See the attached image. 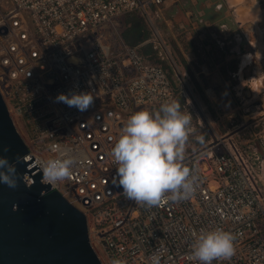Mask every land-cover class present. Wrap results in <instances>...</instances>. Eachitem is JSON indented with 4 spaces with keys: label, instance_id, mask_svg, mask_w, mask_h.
Masks as SVG:
<instances>
[{
    "label": "built area",
    "instance_id": "1",
    "mask_svg": "<svg viewBox=\"0 0 264 264\" xmlns=\"http://www.w3.org/2000/svg\"><path fill=\"white\" fill-rule=\"evenodd\" d=\"M166 2L0 0V95L41 173L49 159L75 158L72 175L49 186L84 215L101 264H151L154 255L199 264L193 244L215 229L234 235L235 255L212 264H264V121L186 153L198 177L188 200L149 208L112 183V149L130 116L175 100L167 71L122 41V21L142 17L152 35L145 43L163 60L156 24ZM72 92L92 93L94 104L81 112L56 101Z\"/></svg>",
    "mask_w": 264,
    "mask_h": 264
},
{
    "label": "clouds",
    "instance_id": "2",
    "mask_svg": "<svg viewBox=\"0 0 264 264\" xmlns=\"http://www.w3.org/2000/svg\"><path fill=\"white\" fill-rule=\"evenodd\" d=\"M56 101L84 112L94 104V96L90 92H72L59 94ZM192 119L175 100L162 104L155 112L145 109L131 115L112 149L117 165L113 185L122 188L129 200L149 208L167 202L180 203L193 196L198 177L184 164ZM196 139L202 145L205 143L204 134ZM57 147L53 145V151ZM22 159L18 156L10 161L0 156V183L13 189L18 187L13 176H19L16 164ZM75 164L73 157L47 160L41 166V183L54 186L69 178ZM234 241V235L222 229L201 233L193 244L191 256L199 264L230 260L235 255ZM150 260L151 264H160L159 255ZM112 264L125 262L117 259Z\"/></svg>",
    "mask_w": 264,
    "mask_h": 264
},
{
    "label": "water",
    "instance_id": "3",
    "mask_svg": "<svg viewBox=\"0 0 264 264\" xmlns=\"http://www.w3.org/2000/svg\"><path fill=\"white\" fill-rule=\"evenodd\" d=\"M0 156L23 158L16 164L19 176H13L18 187L0 183V264H101L84 215L41 183L1 95Z\"/></svg>",
    "mask_w": 264,
    "mask_h": 264
},
{
    "label": "crops",
    "instance_id": "4",
    "mask_svg": "<svg viewBox=\"0 0 264 264\" xmlns=\"http://www.w3.org/2000/svg\"><path fill=\"white\" fill-rule=\"evenodd\" d=\"M198 1L204 4L205 8H207L208 12L212 15L210 18L208 16L204 18L201 9L197 10L198 12H196L197 15H195V17L191 15V12H185L183 14L179 11L178 7H174L176 6L174 0H167L165 5L166 12L175 8L176 15H173L174 18L178 17L179 13L183 14V23L176 22L179 28H184L183 24L188 22V19L190 20L192 26L190 31L187 30L184 34H177L176 36L170 30L175 22L165 20L164 15L163 21H165L171 33L170 36L172 38L169 37L168 39L176 43L186 61L188 70L184 69L183 66L177 65L173 59L174 66L181 76L182 81H196V83L203 88L204 94L210 102L219 100L217 94L219 90L218 87L225 86L229 91V93L225 92L228 98L230 97V91H234L235 97L239 98L241 102L242 100L245 101L242 103V112L245 113L250 107L252 108L249 116L243 114V123L240 127H233L232 129L227 128L226 132L220 133L223 135L222 138H225L238 132L239 129L246 125L247 120L253 118L255 121H259V124L264 121V9L256 0H253V2L251 0H249L250 2L242 0L236 4L231 3L232 5L225 0H191L193 3H197ZM225 2L229 10L233 9L234 11L233 21H231L230 25H235L247 42L244 45L243 53L240 52V47L238 45L240 43H238L236 47L225 52ZM250 4L251 6H249ZM252 4L257 12L242 15L240 9H243L245 12L252 8ZM238 15L241 16L239 17ZM238 18L240 20H238ZM199 21L202 23H199ZM169 24L171 26H169ZM246 24H248L247 29ZM205 31L209 32L207 36H210L216 44V46L213 45V47L208 45L204 47L207 51L206 57L202 56L201 53V44L206 37L203 35ZM229 31L230 30L227 32L230 33ZM179 38L184 41H193L197 46L195 47L196 53L190 51L183 52L180 42L178 41ZM237 38L238 39L235 37V40H240V36ZM233 53L236 54V56L233 55ZM232 81L236 83L234 86ZM246 87H248L247 90L245 89ZM247 104H249L248 108L243 109ZM225 107L232 110L229 105H225Z\"/></svg>",
    "mask_w": 264,
    "mask_h": 264
},
{
    "label": "rangeland",
    "instance_id": "5",
    "mask_svg": "<svg viewBox=\"0 0 264 264\" xmlns=\"http://www.w3.org/2000/svg\"><path fill=\"white\" fill-rule=\"evenodd\" d=\"M230 3V0H225ZM253 2V0H251ZM259 5L264 9V0H256ZM247 2H250L247 0ZM174 7H178L179 11H181L183 14L185 12H191V15L195 17L197 10H202L203 14L202 16L205 18L208 16L209 18L212 16L207 8H205L204 4L200 3L199 1L197 3L191 2V0H175ZM231 4V3H230ZM236 4V3H235ZM249 4V3H248ZM232 5V4H231ZM251 6V5H249ZM250 8V7H249ZM175 9V8H174ZM174 9H171L170 11H164V18L165 20H171L174 21L173 27L170 28L172 33H174L176 36L177 34H184L185 31H190V28L192 27L190 24V20L188 19V22H186L184 25V28H179L178 23L176 22H182L183 23V14L179 13V16L174 18L173 15L176 13ZM204 9V10H203ZM257 9V8H256ZM255 13L257 12L254 9V6L252 4V8L245 11L243 9H240V12L242 15L249 14V13ZM244 13V14H243ZM176 15V14H175ZM233 15L234 11L233 9L229 10L228 6L225 2V52H227L229 49H232L237 46L238 44L240 47V52H244V45L247 43L246 40H244L243 36L241 35V32L237 30L235 25H230L231 21H233ZM195 20V19H194ZM251 24V23H249ZM202 25V24H201ZM204 25V24H203ZM246 29L248 28V24H246ZM169 26H171L169 24ZM157 31L159 33V36L161 40L164 42L165 47L167 46V49H163V60L168 68L171 69L173 80L175 81V85L179 88V92L184 100V105L181 109L182 112L185 114L190 113L192 116V132L189 136V142L186 147V153L196 152L198 151L202 146L207 144H214L218 140V138L223 137L220 133L222 132V128H233V127H240V125L243 123V114L249 116L246 112H242V103L245 101L239 100V98L234 96V91H230V97L228 98L225 95V92H228L227 87H218L219 90L217 91L219 100H215L216 102H210L207 100V103H205L200 96L195 92L191 82L187 80V82H184L181 80V76L179 75L176 67L174 66L171 49L169 48V37H171L170 30L168 29V26H166L165 21L160 20L156 24ZM201 28V26H200ZM205 28V27H204ZM193 30V29H191ZM230 30L228 33L227 31ZM195 31V30H193ZM216 32V31H214ZM259 32V30H258ZM237 33V34H236ZM209 34L208 31L203 32V35H205V39L203 40V43L201 44V53L202 56H207V51L204 49L205 46L213 47L216 46L214 40L210 36H207ZM240 36V40L237 37ZM172 38V37H171ZM152 39V35H151ZM221 40V39H219ZM240 41V42H239ZM195 47L196 44H195ZM200 49V48H199ZM236 53V52H235ZM233 55L236 56V54L233 53ZM171 57V58H170ZM169 73V71H168ZM180 81H179V79ZM233 86L236 84L232 81ZM246 90L248 87L245 88ZM210 94V93H209ZM211 95V94H210ZM225 105L231 106L232 110L228 107H225ZM247 104L243 107V109L248 108ZM16 130L19 133V135L25 136V131L22 128L21 125L18 123L16 124ZM204 134L205 143L202 145L198 142L196 139L199 135ZM215 150H219L218 147L215 148Z\"/></svg>",
    "mask_w": 264,
    "mask_h": 264
},
{
    "label": "trees",
    "instance_id": "6",
    "mask_svg": "<svg viewBox=\"0 0 264 264\" xmlns=\"http://www.w3.org/2000/svg\"><path fill=\"white\" fill-rule=\"evenodd\" d=\"M120 37L128 47L136 48L141 56L148 59L153 64L160 65L164 70L167 71L168 79L170 80V83L174 89L175 101H178L180 103L182 109L184 100L179 92V88L175 85V81L172 78L173 75L171 69L168 68L165 62L158 57L157 51L153 49V45L150 42L145 43L151 39V32L148 29V26L145 23L144 19L137 14H129L125 16L122 21ZM178 41L180 42L183 52L190 51L196 53V48L193 41H184L180 38L178 39ZM169 47L172 51L173 59L177 63V65L183 66L184 69L188 70L181 50L178 49L176 43L170 39ZM191 82L195 92L205 103H207V98L204 94L203 88L198 83H196V81L192 80ZM227 128H222V132H226Z\"/></svg>",
    "mask_w": 264,
    "mask_h": 264
},
{
    "label": "bare ground",
    "instance_id": "7",
    "mask_svg": "<svg viewBox=\"0 0 264 264\" xmlns=\"http://www.w3.org/2000/svg\"><path fill=\"white\" fill-rule=\"evenodd\" d=\"M240 1H242V0H230V3H232V4H235V3H238V2H240ZM251 5V4H250ZM256 6V5H255ZM232 7V6H231ZM252 12V11H251ZM244 14V13H243ZM239 16V15H238ZM241 16V15H240ZM239 16V17H240ZM243 17V16H242ZM238 20H240L239 18H238Z\"/></svg>",
    "mask_w": 264,
    "mask_h": 264
}]
</instances>
